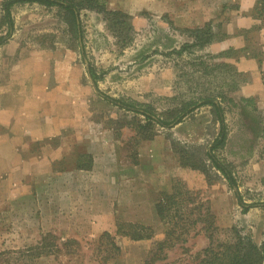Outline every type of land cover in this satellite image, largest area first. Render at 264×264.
I'll return each mask as SVG.
<instances>
[{
    "label": "rangeland",
    "instance_id": "obj_1",
    "mask_svg": "<svg viewBox=\"0 0 264 264\" xmlns=\"http://www.w3.org/2000/svg\"><path fill=\"white\" fill-rule=\"evenodd\" d=\"M79 1L78 37L59 7L14 3L12 31L19 29V44L26 49H67L78 64L106 71L97 82L100 91L149 103L156 110L191 97L222 94L229 133L219 153L232 163L243 201L263 202L264 21L254 7L257 0H99L107 9L126 14L117 21L103 19L95 6L88 7L94 3ZM199 27L203 35H212L210 42L171 52L194 42ZM5 34V25L0 26V36ZM241 58L255 61L259 89L253 71L236 66ZM165 80L168 87L161 89ZM90 89L92 121L114 129L128 152L124 158L138 162L147 143L142 150L147 151L148 171L137 185L136 221L128 220L133 216L128 197L121 196L114 201L112 228L66 236L62 228L47 229L41 213L33 216L31 197L20 212L0 197V264H198L217 243L241 239L260 244L264 205L241 212L234 189L206 161L205 148L218 129L210 106L199 107L170 128L155 129L151 139L143 140L136 135L133 114L105 101L91 83ZM200 162L203 168L190 165ZM175 189L180 191L175 195L178 202L160 216L157 203ZM134 223L148 229L130 226ZM126 231L144 238L133 240Z\"/></svg>",
    "mask_w": 264,
    "mask_h": 264
},
{
    "label": "crops",
    "instance_id": "obj_2",
    "mask_svg": "<svg viewBox=\"0 0 264 264\" xmlns=\"http://www.w3.org/2000/svg\"><path fill=\"white\" fill-rule=\"evenodd\" d=\"M18 36L16 28L0 44V197L17 212L31 197L33 216L41 213L47 229L62 228L66 236L112 228L121 196L128 197V220L136 221L147 143L138 162L124 158L114 129L92 121L86 67L58 45L23 48ZM236 66L253 71L260 88L254 60L241 58Z\"/></svg>",
    "mask_w": 264,
    "mask_h": 264
},
{
    "label": "trees",
    "instance_id": "obj_3",
    "mask_svg": "<svg viewBox=\"0 0 264 264\" xmlns=\"http://www.w3.org/2000/svg\"><path fill=\"white\" fill-rule=\"evenodd\" d=\"M93 5L88 7L94 8L96 7V11L102 13L103 19L110 20L111 18L116 17H125L126 14L120 10H109L104 6V1L100 2L99 0H88ZM39 3L44 5H55L59 7L63 11L64 20L70 24L73 30L76 33V37H78L79 33L81 34L80 29V21H79V3L76 0H2L1 3V11L2 16L0 17V26L5 25L6 34L5 36H0V44L5 42L4 39H7L13 30V23L11 19L10 8L14 3ZM257 10L258 17L264 21V0H257L255 6ZM202 27L196 28L195 33V41L191 43H183L178 49L173 48L171 52L180 53L184 48L194 45H204L205 43L210 42L212 35H203ZM203 35V37L201 36ZM83 51V50H82ZM200 64H204L203 60L199 61ZM87 74L93 85L96 93L103 98L108 103L116 106L118 109L124 112H130L132 115V119L134 120V129L136 131V135L143 139H151L155 134L157 128H170L177 123L181 122L184 117L191 114L194 110L198 109L203 105H208L213 112L214 118L217 121L218 129L213 139L208 142L205 148V156L206 161L209 162V165L215 170L219 171L222 176L227 181L228 185L234 189L238 205L241 208V212H246L248 209L254 205H264V201L260 203H246L240 196L239 191L237 190L236 180L232 171V163L228 161L226 158L221 156L219 153L222 151L227 143L228 138V128L225 117V107L221 103V99H224V96L221 94L220 97L217 95H202L199 97H191L188 99L181 100L175 105L163 108L161 110H156L149 103L141 102L136 99H132L129 97H112L106 95L102 91H100L97 87V82L101 80L106 71L103 69H96L90 63L86 64ZM234 87L236 85L233 83ZM219 93V92H218ZM226 98V97H225ZM229 101H233L231 98L227 99ZM241 100L246 101V103H252V99L243 98ZM138 116H141L139 118ZM204 162V160H203ZM201 163H193L190 164L193 168H203L205 165ZM186 165V163L184 164ZM180 191H172L171 193L166 194V199H163L159 203H157L156 207H158V214L160 216L163 215L164 209H170L169 205L176 204L178 202L175 199V195L179 194ZM167 204V205H166ZM167 206V207H166ZM166 207V208H165ZM135 228L139 229H148V226H144L142 224H130ZM108 232H103L102 234H107ZM124 234H128L133 240H141L144 238L141 234L136 233L134 231H126ZM163 241L159 242V247L162 245ZM111 247L118 251L119 247L113 242L111 243ZM160 247L159 249H161ZM206 257L201 259L198 264H264V233L262 235V239L259 245L253 244L250 240L247 242H243L241 239H235L233 242L228 243H217V249L214 250L212 247H208L206 249ZM107 258V257H106ZM105 258V259H106Z\"/></svg>",
    "mask_w": 264,
    "mask_h": 264
}]
</instances>
